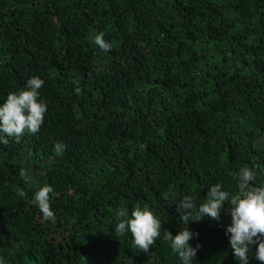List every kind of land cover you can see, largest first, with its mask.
Wrapping results in <instances>:
<instances>
[{
  "label": "trees",
  "instance_id": "trees-1",
  "mask_svg": "<svg viewBox=\"0 0 264 264\" xmlns=\"http://www.w3.org/2000/svg\"><path fill=\"white\" fill-rule=\"evenodd\" d=\"M31 76L48 111L0 144L3 264H182L163 233L186 227L179 199L234 194L242 166L264 184V0H0V101ZM46 184L53 220L32 203ZM136 205L162 222L148 252L114 232L115 209ZM229 208L188 221L193 264H238Z\"/></svg>",
  "mask_w": 264,
  "mask_h": 264
},
{
  "label": "clouds",
  "instance_id": "clouds-1",
  "mask_svg": "<svg viewBox=\"0 0 264 264\" xmlns=\"http://www.w3.org/2000/svg\"><path fill=\"white\" fill-rule=\"evenodd\" d=\"M103 37L102 32L98 33L93 37V42L99 49L108 52L112 45ZM44 83L41 77L31 76L24 87L9 92L6 99L0 101V144L7 145L10 138L19 142L26 133L34 135L40 131L48 111L40 92ZM72 83L76 86L75 91L79 92V81L74 79ZM64 147L62 143L56 142L54 151L62 154ZM19 174L21 178L27 179L28 173L25 170H21ZM255 178L252 168L242 166L233 175L237 186L234 194L225 190L221 183H215L208 186L203 202L197 203L194 195H184L179 199L176 212L186 227H181L175 235L168 229H163V233L164 239L170 242L172 252L182 264H193L201 247L199 243L195 246L189 243L199 233H194L187 227L188 221L199 222L205 217L218 220L226 202L230 205L228 213L231 219L224 234L228 238L234 259L238 264H249V257L255 246V258L264 264V184L256 186L253 183ZM53 190L51 185L46 184L32 195V203L38 206L43 220L54 219L49 203V194ZM15 191L17 196H25L23 188L17 186ZM114 215L116 236L130 232L132 243L139 250L148 252L156 238L161 235V219L150 207L136 205L129 211L128 207L121 206L115 209Z\"/></svg>",
  "mask_w": 264,
  "mask_h": 264
}]
</instances>
